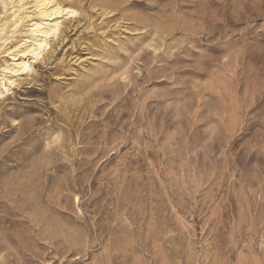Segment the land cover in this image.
Masks as SVG:
<instances>
[{
  "label": "rangeland",
  "instance_id": "obj_1",
  "mask_svg": "<svg viewBox=\"0 0 264 264\" xmlns=\"http://www.w3.org/2000/svg\"><path fill=\"white\" fill-rule=\"evenodd\" d=\"M56 2L0 95V264H264V0Z\"/></svg>",
  "mask_w": 264,
  "mask_h": 264
},
{
  "label": "bare ground",
  "instance_id": "obj_2",
  "mask_svg": "<svg viewBox=\"0 0 264 264\" xmlns=\"http://www.w3.org/2000/svg\"><path fill=\"white\" fill-rule=\"evenodd\" d=\"M32 6L39 19L34 20L27 14L17 17L15 26L22 25V19H29H27L28 23L24 26V38H21V43L11 52L13 54V65L6 66L2 69L3 73L0 76V95L3 94L4 90H8L5 83L12 81L10 77L20 72L31 70V64L27 57L36 58L44 51L49 43L50 37L54 36L59 30L60 18L62 16H73L76 14L75 9L62 7L56 0H32Z\"/></svg>",
  "mask_w": 264,
  "mask_h": 264
}]
</instances>
